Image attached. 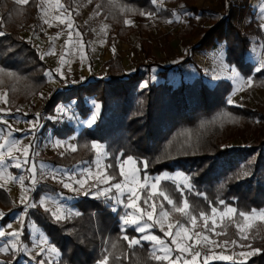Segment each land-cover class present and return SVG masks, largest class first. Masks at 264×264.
<instances>
[{"label": "rangeland", "instance_id": "374dc122", "mask_svg": "<svg viewBox=\"0 0 264 264\" xmlns=\"http://www.w3.org/2000/svg\"><path fill=\"white\" fill-rule=\"evenodd\" d=\"M232 2V7L237 8L238 12L240 9L244 11L249 7L248 5L241 7ZM113 3L114 0H28V3L21 4L16 0H0V20H3L5 29L14 28L15 23L20 25L19 30L24 31V39L36 46L48 65L45 70L46 82L39 90L35 89L33 81L24 75V111L28 112L27 116L24 113L25 118L36 125L39 122L35 116L36 112H40L46 98L54 90L106 77L113 73L134 74L136 71L146 73L143 85H147L149 81L159 83L163 81L158 74L159 71L169 68V78L177 85L181 81H194L199 73L203 74L210 84L223 80L229 81L232 89L227 95L226 104L212 117L204 119V127H215L218 140L226 146H246L256 142L258 132L264 128V117L263 119L248 117L232 109V106L249 107L264 114V70L257 71L256 64L251 62L253 66L251 71L244 73L228 59L225 41L214 49L195 48L202 36L203 28L211 25L218 16L222 17L225 14L220 0H156L155 4L151 2L150 6L142 8H123L125 14L122 18L112 8ZM255 12L258 13V8ZM248 14L251 13L238 17L237 20L241 25L249 22L245 20ZM69 23L72 24L71 29L68 27ZM116 23H121L122 26L118 28ZM252 39L253 43H259L261 39H264V32L261 33L260 29V33L253 35ZM117 56L121 57L122 65L116 63ZM186 60H192V62ZM196 65L200 68L199 70ZM58 71H62L63 76L57 75ZM34 97L37 99L32 100ZM88 102L92 112L87 118H83L78 113L74 105L75 100L60 103L55 115H50L51 119L75 125V133L67 138L52 135V130H48L46 134L36 133L35 156L27 166H24V176L16 175L7 183L12 187L9 189L16 196L20 207H16L13 215L10 214V220L6 225L0 224V230L12 232L22 229V231L19 237L0 238V246L5 243H9L10 247L13 244L17 246L15 253H0V261H5L7 264H40V261H44L45 264H56L61 259V250L50 241L46 232L34 219L30 218L27 224L30 231L29 238L22 239L23 222L25 223L30 211L28 209L25 212L24 205L21 204L22 195L25 203L36 202L37 205L48 209L54 218L56 215L61 216L58 222L64 224H73L79 219L80 211L74 204L76 200L82 197L102 199L106 205H110L116 209L115 212L120 213L119 224L122 227L121 218L125 211L130 210H126L123 204H117L115 201L120 199L126 202L127 189L125 188L124 194L121 195L113 188L112 199L109 200L104 196L97 197L94 187L97 183L101 188L108 186L99 180L105 172L107 176L114 177L112 184L124 185L125 178L120 175L122 166L125 174L130 173L134 168L139 169L137 179L141 182L147 177L148 183L151 184L158 178V188H162L175 201L177 207L183 206L185 192L191 188L185 173L177 171L151 175L139 166L135 158L131 157L130 161L128 157L114 158L106 144L87 141L80 136L84 127L95 125L94 122L89 126L86 121L94 114L98 117L101 111V103L98 100L90 97ZM96 105L99 108H96ZM42 128L39 126L35 132H39ZM188 139L189 133L186 132L182 135V141ZM93 144L97 147H92ZM73 148L75 151L72 150ZM30 168H34L35 171H29ZM21 177L24 178V184ZM85 179L87 182L84 191H91L93 194L85 195L84 191L73 190L79 187L78 180ZM166 180L168 183H164ZM41 182L56 184L62 188V191L58 195L44 193L38 199H34L33 191ZM64 184L70 186L64 187ZM133 186L139 191L142 184ZM175 190L184 197L180 198ZM161 200L159 196L154 198L157 205ZM139 203L143 208V202ZM188 203L191 205L192 213L197 215L195 228L187 223L184 216L175 212L167 202H164V209L169 212L167 223H184L190 231L207 235L210 241L215 242L208 245L209 252L203 253L202 257L197 259V264H204L203 257H210L208 261L210 264L220 260L211 259V257L229 256L227 255L229 248L236 247L240 253H249L254 249L260 250V246L264 244V220L260 219L264 208L250 212L240 211L249 214L247 220L238 215H232L231 218L224 217L221 220L226 207L236 210L237 208L224 202L212 206L216 207L217 212L215 216L212 215L211 210L204 212L208 216L210 226L205 232L203 218L199 217V212L194 210L190 201ZM147 210L152 209L149 207ZM158 211L159 208H157ZM237 213H239L238 210ZM18 214L21 218L15 219ZM3 217L4 215L0 219ZM213 219L216 220L215 233L217 234H213L211 230ZM95 222L98 231L101 229V224L98 219ZM167 223L165 231H167ZM82 224L88 225L86 227L90 225L86 220L82 221ZM237 224H240L243 229L240 234H238ZM9 225L11 227H8ZM71 229L74 230V228ZM155 229L153 228L151 233L164 238ZM173 231L175 232V228ZM242 235L247 238L242 239ZM139 236L140 234L134 238ZM225 241L228 242L226 245ZM233 241H236L235 245ZM114 243L111 238H107L106 241L103 239L101 264L105 256L109 258L112 254ZM150 244L154 248V245ZM25 247L26 252L19 250ZM41 248L45 249L43 254H40ZM239 254H235V259H243ZM253 255L248 256L246 262Z\"/></svg>", "mask_w": 264, "mask_h": 264}, {"label": "trees", "instance_id": "16d2710c", "mask_svg": "<svg viewBox=\"0 0 264 264\" xmlns=\"http://www.w3.org/2000/svg\"><path fill=\"white\" fill-rule=\"evenodd\" d=\"M220 1L225 14L203 28L195 48L214 49L225 41L228 59L244 73H249L253 67L249 60L252 36L260 33L257 14L251 6L238 12L232 7V0ZM151 2L114 0L111 6L122 18L125 14L123 8H142L150 6ZM247 13L252 14V19L241 25L237 19ZM2 21L0 31L6 35L0 36V86H7L18 97L24 98V75L39 90L46 82L48 65L32 42L20 37V25L15 23L14 28L5 29ZM116 24L118 28L122 26L121 23ZM116 63L122 65L120 56L116 57ZM196 67L200 69L198 65ZM158 74L163 81H149L147 85H143L146 73L136 71L134 74L113 73L54 90L44 102V118L55 115L60 103L72 100H75L78 113L87 118L92 112L88 99L93 97L101 103V111L95 125L84 127L80 132V136L87 141L106 144L114 158H135L139 166L151 175L177 171L185 173L191 186L186 190L185 198L197 212H209L221 201L235 206L238 212L264 208V128L251 145L226 146L218 140L215 127H204L203 124L204 119L212 117L226 104L232 84L227 80L210 84L199 73L194 81H181L177 85L169 78V68ZM232 109L248 117H264L263 113L249 107L232 106ZM48 130H52V135L67 138L75 133L76 127L66 121L47 118L42 133L46 134ZM186 132L189 139L184 142L182 135ZM164 183H168L167 180ZM61 191L62 188L56 184L41 182L33 191V196L38 199L44 193L58 195ZM175 193L180 198L184 197L178 190ZM0 203L5 207L14 205L10 195L2 188ZM74 204L80 216L73 224L58 222L48 209L40 205L30 208L22 239L29 238L27 224L32 218L61 250V259L56 264H101L102 242L107 238L115 242L108 264H164L154 259L157 253L149 242L129 246L124 235L131 239L139 233L132 228L123 229L119 224L120 213L102 199L82 197ZM96 219L101 224L99 232L95 226ZM9 220L10 216L6 214L0 219V224L6 225ZM85 220L89 227L82 224ZM155 231L163 235L157 228ZM210 264L232 262L215 260ZM245 264H264V244Z\"/></svg>", "mask_w": 264, "mask_h": 264}, {"label": "snow or ice", "instance_id": "6c2138e0", "mask_svg": "<svg viewBox=\"0 0 264 264\" xmlns=\"http://www.w3.org/2000/svg\"><path fill=\"white\" fill-rule=\"evenodd\" d=\"M21 4L28 3V0H18ZM156 0H152V3L155 4ZM151 15V14H149ZM171 22V21H169ZM126 23H131L130 21H126ZM69 29L72 28V24L69 23L68 25ZM6 35V33L0 31V36ZM71 36V32L69 33ZM55 39V38H53ZM257 71L264 70V64L260 66V68L256 69ZM59 76H63L62 71H58L56 73ZM251 83V81H249ZM96 108H99L98 105L95 106ZM4 116V110L0 109V125H5L6 121L3 118ZM96 115L94 114L89 120L86 121V123L91 126L95 120ZM35 131V125L32 126V128L29 129V132ZM12 145L15 146L16 141L13 139L11 141ZM5 147V144H0V149H3ZM29 148L31 145L28 146ZM92 147H97V145L93 144ZM75 151V148L72 149ZM25 153V161L23 163H27V155H28V148L24 149ZM10 159H15V157H12V149L9 148L8 152ZM132 158L128 157V160L130 161ZM0 163H3V160L0 159ZM16 168H21L22 163H16L14 165ZM108 167V166H106ZM29 171L34 172V168H30ZM139 169L134 168L130 173L125 174L123 171V167H120V175L121 177L125 178V184L122 185L121 183H115L112 184L111 181L114 179L112 176H107V173L105 172L104 176L99 177L100 181H103L104 184L108 185L107 187L101 188L99 184H95V195L97 197L104 196L105 198L111 200L112 196V189L115 188L118 192H120L121 195L124 194V189H127V197L126 202L123 200L117 199L115 203L117 204H123V207L126 210L124 216H122V228L128 229L132 228L134 231L140 234L139 238H131L129 239L125 235V239H129V246L135 247L141 244L142 241H149L154 245L153 251L158 253L154 256V259L157 261H162L164 264H197V259L202 257V251L197 250L203 249L208 247L210 243H215L214 241H210L209 237L207 235H203L200 232H194L190 231V229L184 224L180 222L173 223H167V218L169 216V212L164 209V202H167L169 206H171L175 212L180 213L182 216H184L187 220V223L190 224L193 228H195L197 224V215L193 214L191 209V205L188 203L187 199L185 198L183 201L182 207H177L175 201L162 189L158 188V178L154 180L151 184L148 183L147 177L144 178L143 182L137 179V172ZM105 176H107V179H105ZM23 179V177H21ZM93 180H95V177H93ZM87 180H78L77 184L79 185L78 188H74V191L80 192L85 190ZM139 188V191L136 187L133 185H141ZM69 184H64V187H69ZM85 195L93 194L91 191H84ZM156 196H159L162 198L159 205H157L154 201V198ZM143 202L144 207H140L139 202ZM223 204V201L220 202ZM21 204L24 205L25 212L30 208L37 207L36 202L29 201L25 203V198L21 197ZM151 208V211H148V208ZM157 208H159V211L157 212ZM115 211L116 209L113 208ZM217 212L216 207L211 208V213L213 216H215V213ZM6 215L4 213H0V216ZM232 215H238L239 217L247 220L249 219V214H246L244 212L237 213V210L231 207H226L222 213L221 220H223L224 217L231 218ZM199 217L203 218L204 220V231L207 232L209 230V223H208V216L203 211L199 212ZM20 214L15 217V219H20ZM55 219L59 221L61 219V216L56 215ZM260 219L264 220V212L261 213ZM167 223V231H165V224ZM8 227H11L9 225ZM215 227H216V220H212L211 224V230L213 231V234L215 233ZM238 234L243 232L242 226L240 224L236 225ZM153 228H158L160 232L163 233V237L157 236L155 234L151 233V230ZM175 228V232L173 229ZM21 230H16L12 232H5L3 230H0V238L5 237H19L21 234ZM242 239H246V236H241ZM46 242V241H45ZM225 245L228 243L227 241L224 242ZM234 245L236 244V241L232 242ZM174 246V247H173ZM219 246V245H217ZM21 252H26L27 248L19 249ZM17 251L16 245H11L9 243H5L3 246H0V253H7V252H13L15 253ZM45 249L41 248L40 254H43ZM259 249H254L252 252L244 253L241 252L239 255L243 257V259L237 260L235 259V255L232 256H215L211 257V259H220V260H226L231 261L232 264H245L246 259L248 256H251L255 254L256 252H259ZM175 257V259H172V257ZM188 257H191L189 259ZM210 257H203L204 264H208ZM0 264H7L5 261H0ZM40 264H45L44 261H40ZM103 264H108V257L105 256Z\"/></svg>", "mask_w": 264, "mask_h": 264}, {"label": "crops", "instance_id": "0c3cea01", "mask_svg": "<svg viewBox=\"0 0 264 264\" xmlns=\"http://www.w3.org/2000/svg\"><path fill=\"white\" fill-rule=\"evenodd\" d=\"M232 1H234L235 5H239L241 7H244L246 5L251 6L253 7L254 11L258 8L257 20H258V25L261 29V33H263L264 32V0H232ZM251 19H252V14H248L245 17L246 21H251ZM19 35L21 38L24 39V31L19 32ZM41 58L44 62H46L44 57L41 56ZM250 61L256 64V68H260V66L264 63V39H261L259 43L252 44ZM0 70H1V66H0ZM36 99L37 97H34L32 100H36ZM0 109L4 110L3 118L6 121L5 125H0V144H5V147L3 149H0V159L3 160V163H0V188L4 189L10 195L14 203V205L10 207H5L0 204V213L9 214V216H11L14 214L16 207H20V205H18L16 196L10 190L12 187L9 186L7 183L10 180H12L16 175L24 176V166H27L30 160H32L33 157L35 156V151H36L35 145L37 140L36 133H41L43 128L39 132H35V131L29 132V129L32 128L34 124H32L33 121H30L29 119L25 118V115L28 112L24 111V98L18 97L14 92L10 91V89L7 86H0ZM36 113L37 114H35V116L38 118L39 122H37V124L35 125V129H37L39 126L44 127L45 120L47 118L51 119L50 115L44 118L43 108L40 110V112H36ZM13 139L16 141L15 146H13L11 143ZM29 145H31L30 148L28 147ZM9 148L12 149V157H15V159L9 158L8 155ZM25 148H28L27 163H23L25 161V153H24ZM16 163H22V167L16 168L14 166ZM22 182L24 184V178ZM23 228H24V222H23Z\"/></svg>", "mask_w": 264, "mask_h": 264}, {"label": "built area", "instance_id": "2783aa9c", "mask_svg": "<svg viewBox=\"0 0 264 264\" xmlns=\"http://www.w3.org/2000/svg\"><path fill=\"white\" fill-rule=\"evenodd\" d=\"M200 251H202V254L203 253H208L209 252V249L206 247V248H203V249H199ZM240 253V250L236 247L234 248H229L227 250V255L229 256H232V255H235V254H239ZM189 259H191V257H188ZM172 259H175V258H172Z\"/></svg>", "mask_w": 264, "mask_h": 264}]
</instances>
